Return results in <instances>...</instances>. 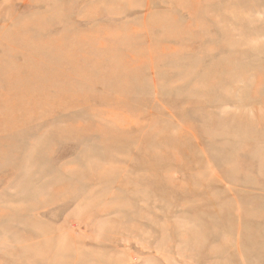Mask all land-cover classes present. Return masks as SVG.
Instances as JSON below:
<instances>
[{
  "label": "rangeland",
  "instance_id": "rangeland-1",
  "mask_svg": "<svg viewBox=\"0 0 264 264\" xmlns=\"http://www.w3.org/2000/svg\"><path fill=\"white\" fill-rule=\"evenodd\" d=\"M0 264H264V0H0Z\"/></svg>",
  "mask_w": 264,
  "mask_h": 264
}]
</instances>
